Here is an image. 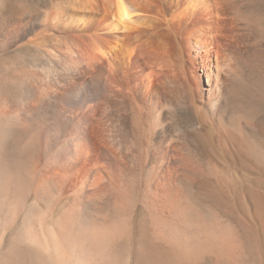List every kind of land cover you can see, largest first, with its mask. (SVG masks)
Masks as SVG:
<instances>
[{
	"label": "rangeland",
	"instance_id": "rangeland-1",
	"mask_svg": "<svg viewBox=\"0 0 264 264\" xmlns=\"http://www.w3.org/2000/svg\"><path fill=\"white\" fill-rule=\"evenodd\" d=\"M51 1L0 0V264H264V107L244 120L259 147L246 136L226 144L183 110L172 145L184 174H121L113 128L84 141L87 125L65 102L51 128L21 114L30 86L47 88L61 71L34 45L5 51L1 31L19 6Z\"/></svg>",
	"mask_w": 264,
	"mask_h": 264
},
{
	"label": "bare ground",
	"instance_id": "bare-ground-1",
	"mask_svg": "<svg viewBox=\"0 0 264 264\" xmlns=\"http://www.w3.org/2000/svg\"><path fill=\"white\" fill-rule=\"evenodd\" d=\"M252 1L52 0L33 11L19 6L2 28L3 49L34 45L61 71L47 88L29 85L35 92L21 114L51 128L65 102L87 125L84 141L93 129L106 138L113 128L121 174H134L135 166L149 177L182 176L172 145L181 111L201 117L226 144L231 136L252 140L244 120L264 107V17L257 11L263 0ZM26 79H16L26 89L23 98ZM29 135L27 129L20 133L13 151ZM149 152L155 161L146 159Z\"/></svg>",
	"mask_w": 264,
	"mask_h": 264
}]
</instances>
